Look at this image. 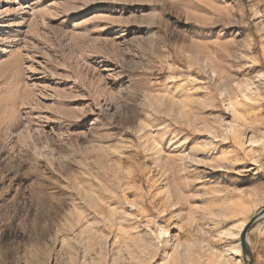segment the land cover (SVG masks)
Returning <instances> with one entry per match:
<instances>
[{"label":"rangeland","instance_id":"1","mask_svg":"<svg viewBox=\"0 0 264 264\" xmlns=\"http://www.w3.org/2000/svg\"><path fill=\"white\" fill-rule=\"evenodd\" d=\"M261 208L264 0H0V264H120L161 227L163 264H264Z\"/></svg>","mask_w":264,"mask_h":264},{"label":"bare ground","instance_id":"2","mask_svg":"<svg viewBox=\"0 0 264 264\" xmlns=\"http://www.w3.org/2000/svg\"><path fill=\"white\" fill-rule=\"evenodd\" d=\"M258 91H259L258 87L252 88V86L247 85L245 89L241 92V94L246 101L255 102V100L257 99L253 98V96L254 94L255 95L258 94ZM233 105H234L233 103L230 104L231 107H233ZM240 119L243 124H241V126L239 125V129H238L239 131L233 129V126H235V124H230L229 126L230 136L222 135L223 141H230L233 143L234 146L240 147L242 148V150L244 147H246L247 144H248L247 147L256 146L255 144L257 142V136L259 132L254 130L255 125L253 123L248 122L247 118L243 116ZM241 129H245L246 131L251 133L250 138L244 135L243 139L239 140V132ZM263 216H264V208H261L257 210L255 213L251 214L248 221L250 222V226H253L254 224L258 223L263 218ZM90 223H88L87 225H89ZM244 226L245 224H241L238 236L242 232ZM256 228H257L256 231H260V223L257 224ZM167 233H168L167 230L164 227H161L160 234L157 235L156 237L155 236L152 237V235L150 234L147 238L132 237L129 238L128 240H124L120 245V249L119 248L118 249L122 251V253H124L126 257L125 258L126 261L122 260L120 264H153V262H155L157 258L161 260V262H159L158 264L165 263L163 261L169 255L167 252V250H169V245L168 247L166 245L168 243L167 240L168 237L166 236ZM244 238L246 244L250 243L248 236L246 235V232ZM85 244L83 245L84 247L82 248V252L79 253L80 257H78L79 254L76 255L72 254L70 256V264H115L116 263L114 258H111V260L109 259L108 261L106 259H103L102 252L94 253V251L92 250L93 254H90L91 251L89 248L90 245L87 246ZM236 244H237L236 247H232L224 250L217 257H210L205 259L204 264H238L237 261L235 262V258L240 257L241 254L240 241H237ZM175 245L177 244H175L174 242L171 248H174Z\"/></svg>","mask_w":264,"mask_h":264},{"label":"water","instance_id":"3","mask_svg":"<svg viewBox=\"0 0 264 264\" xmlns=\"http://www.w3.org/2000/svg\"><path fill=\"white\" fill-rule=\"evenodd\" d=\"M244 236H245V230L241 234V251H242L243 255H248Z\"/></svg>","mask_w":264,"mask_h":264}]
</instances>
